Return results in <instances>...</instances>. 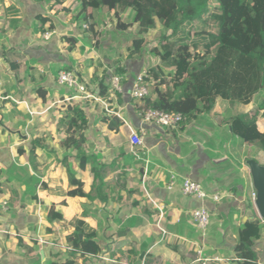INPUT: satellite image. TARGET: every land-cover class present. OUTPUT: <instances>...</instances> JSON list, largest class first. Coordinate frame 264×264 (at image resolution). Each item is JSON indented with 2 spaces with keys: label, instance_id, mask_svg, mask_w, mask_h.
Returning <instances> with one entry per match:
<instances>
[{
  "label": "crops",
  "instance_id": "0c3cea01",
  "mask_svg": "<svg viewBox=\"0 0 264 264\" xmlns=\"http://www.w3.org/2000/svg\"><path fill=\"white\" fill-rule=\"evenodd\" d=\"M72 1L0 0V264H202L198 256L208 259L204 264H237L238 229L259 217L250 199L249 170L230 149L235 140L248 146L230 134L228 121L246 114L251 103L239 104V111L237 104L217 99L210 112L177 126L143 124L137 115L140 103L129 94L131 81L147 69L129 60H81L90 52L77 16L61 19ZM88 11L91 22L95 17ZM67 39L76 41L72 50ZM62 71L72 72L85 93L60 85ZM114 72L124 76L120 94L110 89ZM147 82V98L154 100ZM75 102L87 121L80 158L61 145L64 130L58 126ZM110 116L121 122L118 130L108 129ZM257 124L264 131V118ZM130 130L140 138L139 147L131 145ZM37 139L43 143L31 152ZM90 158L103 166L98 191L92 187ZM67 169L84 182L90 197L66 195ZM184 178L199 183L207 197L185 196ZM199 207L210 214L203 230L191 216ZM74 220L96 231V253L67 245ZM254 251L255 264H264V232L254 241Z\"/></svg>",
  "mask_w": 264,
  "mask_h": 264
},
{
  "label": "trees",
  "instance_id": "16d2710c",
  "mask_svg": "<svg viewBox=\"0 0 264 264\" xmlns=\"http://www.w3.org/2000/svg\"><path fill=\"white\" fill-rule=\"evenodd\" d=\"M34 1L61 4L66 0ZM74 4L79 6L77 16L82 21L88 17L87 10L105 7L116 20L130 12V24L120 22L119 28L135 25L137 36L147 35L156 28L157 21L170 31L149 50L158 62L146 70L156 97L144 99V106L180 113L188 122L200 112H210L217 99L240 105L259 100L256 109L264 118V0H73L70 6ZM67 41L72 50L76 41ZM142 45L143 37L133 39L130 55L142 56ZM102 91L100 84V95ZM105 121L109 130L121 127L114 116ZM58 122L64 130L61 145L75 150L79 158L83 156L87 121L81 103L69 104ZM228 126L234 138L264 153V131L259 130L256 116L237 114L230 117ZM41 143L42 139L35 140L31 152ZM88 162L94 179L92 187L98 191L103 166L95 158ZM67 174L66 195L90 197L84 191V182L75 179L69 169ZM72 228L65 237L71 250L96 253L98 248L92 242L96 231L83 220H74ZM263 232L264 221L259 218L242 224L234 247L237 264L256 263L254 241Z\"/></svg>",
  "mask_w": 264,
  "mask_h": 264
},
{
  "label": "rangeland",
  "instance_id": "374dc122",
  "mask_svg": "<svg viewBox=\"0 0 264 264\" xmlns=\"http://www.w3.org/2000/svg\"><path fill=\"white\" fill-rule=\"evenodd\" d=\"M71 7V10H68L66 11V13L61 14V19H64V17L68 19L70 17L72 20H74L75 15L77 16V8L79 6L74 4V6ZM90 12H92L95 17V19L91 22H89L88 20L82 21L81 16H79V14L76 18L79 23L78 32L85 36L84 42L86 43V48L90 52V56H88V59H86L88 55L86 52V57L85 54L83 55L85 59L82 58L81 60L97 62L96 57H98L104 59L105 62H118L119 64L120 62L129 61L141 62L143 64L144 69H149L151 66L156 65L155 62H157V60L149 54V50L159 44L160 38L162 36H167L170 34V31H166L158 21L156 28L150 30L147 35L137 36L136 29L133 27L131 28V26H129L127 30L119 29L120 23L112 17L111 13L108 11L107 8L104 7L101 9H94L90 10ZM11 13L13 12L11 11ZM69 13L71 16L69 15ZM130 22V16L123 18V24H130ZM100 28L102 31H99ZM94 29H98L96 33H94ZM97 34L99 35L98 37ZM136 37H143V54L140 57L137 54L130 55L131 50L133 48L132 41ZM99 39L100 42L102 41L104 42V44L95 45V42H99ZM88 44L95 45L96 47L89 46ZM78 54L82 53L78 51ZM115 67H118V65L115 64ZM85 86L87 88L88 84H85ZM258 101L259 100L253 101L250 106L247 107L246 113L249 116H256L257 119L260 117L256 109V104L258 103ZM233 104L236 105L237 103ZM237 106H239L240 111L242 108L239 104H237ZM218 108L219 111L222 110L220 106H218ZM234 112L235 110L231 111V113ZM233 143L234 147H230L231 154L238 158L242 165L245 166V168H247L245 163L247 159H254L255 161L263 160V163L261 165H264V153L257 147H243V145L237 140H235Z\"/></svg>",
  "mask_w": 264,
  "mask_h": 264
},
{
  "label": "built area",
  "instance_id": "2783aa9c",
  "mask_svg": "<svg viewBox=\"0 0 264 264\" xmlns=\"http://www.w3.org/2000/svg\"><path fill=\"white\" fill-rule=\"evenodd\" d=\"M46 36H48V34H46ZM57 80L60 85H63L68 89H74L78 93L82 94L85 92V87L78 81V79L72 72H60L58 74ZM123 80L124 76L120 72H114L111 75L110 89L113 93L120 94L123 92ZM147 80V73L143 70L134 77L130 85L129 95L131 100L136 103H140L137 108V115L140 118L141 122L143 124L153 123L157 126L165 128L174 127L183 123L185 121V118L180 113L164 112L141 104L143 100L149 96V85ZM105 109L107 113L113 114V112H111L108 108ZM129 141L133 147H139L141 145L140 138H138V136L132 130H130ZM173 183V180H171L167 184L168 190L172 188ZM181 190L185 196H189L197 200H203L207 197L199 183L187 178H184L182 180ZM255 196V191L252 189L250 196L252 204L255 200ZM191 216L194 224L202 230L205 229L210 222V214L205 207L194 209ZM196 261L204 264V262L208 261V259H203L198 256Z\"/></svg>",
  "mask_w": 264,
  "mask_h": 264
},
{
  "label": "water",
  "instance_id": "95a60500",
  "mask_svg": "<svg viewBox=\"0 0 264 264\" xmlns=\"http://www.w3.org/2000/svg\"><path fill=\"white\" fill-rule=\"evenodd\" d=\"M245 163L249 170L252 189L256 195L253 206L259 219L264 221V165L254 159H247Z\"/></svg>",
  "mask_w": 264,
  "mask_h": 264
}]
</instances>
